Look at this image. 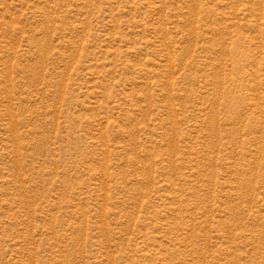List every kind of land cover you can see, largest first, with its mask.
Instances as JSON below:
<instances>
[{
  "label": "rangeland",
  "instance_id": "374dc122",
  "mask_svg": "<svg viewBox=\"0 0 264 264\" xmlns=\"http://www.w3.org/2000/svg\"><path fill=\"white\" fill-rule=\"evenodd\" d=\"M0 264H264V0H0Z\"/></svg>",
  "mask_w": 264,
  "mask_h": 264
}]
</instances>
